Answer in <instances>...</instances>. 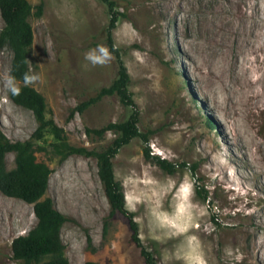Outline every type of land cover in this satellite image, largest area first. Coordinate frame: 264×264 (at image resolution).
Instances as JSON below:
<instances>
[{"label": "rangeland", "instance_id": "obj_1", "mask_svg": "<svg viewBox=\"0 0 264 264\" xmlns=\"http://www.w3.org/2000/svg\"><path fill=\"white\" fill-rule=\"evenodd\" d=\"M115 3L123 14L112 38L129 72L138 127L149 133L150 153L185 162L174 172L162 169L145 157L139 136L114 156V173L143 245L158 264H196L201 258L205 264H264V0ZM108 19L101 0H43L42 13L30 17L28 64L40 76L32 86L68 141L94 149L115 133L100 136L86 128L130 112L109 94L71 113L117 74L114 53L107 66L85 59L97 45L108 47ZM11 56L9 47L0 49V129L11 140L31 139L37 158L51 167L44 196L75 219L60 230L70 264H145L125 215L116 211L104 229L109 203L96 158L72 153L60 159L48 129L42 139L32 137V111L8 96ZM5 164L15 165L12 151ZM35 222L32 203L0 191V264H20L11 241Z\"/></svg>", "mask_w": 264, "mask_h": 264}, {"label": "trees", "instance_id": "obj_2", "mask_svg": "<svg viewBox=\"0 0 264 264\" xmlns=\"http://www.w3.org/2000/svg\"><path fill=\"white\" fill-rule=\"evenodd\" d=\"M107 6L109 19L106 27L108 48L114 53L117 61V74L108 85L101 86L94 95L78 103L71 109L82 111L105 95L115 94L121 103L130 107L128 116L120 121H111L98 128H86V131L102 135L106 130H113L115 136L101 149L88 148L68 141L62 126L56 123L52 110L48 106L43 94L32 85L25 87L23 74L29 71L28 52L33 42V29L30 17L40 15L43 0L32 5L29 0H0V15L3 24L0 28V49L7 46L11 49V63L9 73L18 85L20 93L14 94L9 90L8 96L17 104L29 108L37 121L32 137L42 139L48 129L53 134L50 146L60 159L72 153L85 156H94L97 163V174L103 186L109 203V210L104 217V229L115 214L119 211L127 217L131 230V238L140 248L145 264H158L153 252L145 247L139 235L138 223L134 212L126 206L125 193L122 183L116 178L113 169V158L119 148L133 137L139 136L145 143L143 152L146 158L156 163L168 172H174L184 161L174 162L158 154L150 153L149 133L138 127L139 109L129 89L130 76L127 67L120 56L118 48L114 46L112 32L121 14L116 8L115 0H101ZM34 8V9H33ZM14 153L15 165L7 168L5 155ZM191 171L195 167L191 165ZM51 167L42 159H38L33 151V141L11 140L0 129V191L9 196L21 198L33 204L36 217L35 224L24 234H18L11 241L13 256L20 260V264H70L64 254L65 244L60 230L67 220H75L58 210L49 196H44L48 187ZM196 189L199 195L206 198L207 190L197 182ZM89 239V237H88ZM84 264H101L93 259H86Z\"/></svg>", "mask_w": 264, "mask_h": 264}, {"label": "clouds", "instance_id": "obj_3", "mask_svg": "<svg viewBox=\"0 0 264 264\" xmlns=\"http://www.w3.org/2000/svg\"><path fill=\"white\" fill-rule=\"evenodd\" d=\"M85 59L88 60L93 66H107L112 60V52L103 44L97 45L95 48L89 50L85 55ZM40 80V76L35 74L29 69V71L23 74L24 86H30ZM8 86L14 94H19L21 89L17 85L15 77H9ZM196 264H205V261L201 258Z\"/></svg>", "mask_w": 264, "mask_h": 264}, {"label": "bare ground", "instance_id": "obj_4", "mask_svg": "<svg viewBox=\"0 0 264 264\" xmlns=\"http://www.w3.org/2000/svg\"><path fill=\"white\" fill-rule=\"evenodd\" d=\"M258 16H259V14H258ZM260 18V17H259ZM264 48V47H263ZM257 49V48H256ZM259 49V48H258ZM261 49V48H260ZM257 51V50H256ZM262 51V50H261ZM261 56V55H260ZM258 60V59H257ZM260 60H262V58L260 59ZM264 60V59H263ZM242 105V104H241Z\"/></svg>", "mask_w": 264, "mask_h": 264}]
</instances>
